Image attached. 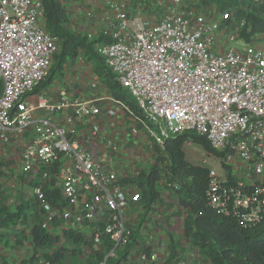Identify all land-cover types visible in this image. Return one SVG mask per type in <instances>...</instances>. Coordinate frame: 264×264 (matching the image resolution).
I'll use <instances>...</instances> for the list:
<instances>
[{
    "label": "built area",
    "instance_id": "obj_1",
    "mask_svg": "<svg viewBox=\"0 0 264 264\" xmlns=\"http://www.w3.org/2000/svg\"><path fill=\"white\" fill-rule=\"evenodd\" d=\"M155 5L163 14L150 7L142 19L129 2L104 0V14L112 18L109 41L96 45L105 67L137 104L136 116L111 94L98 93L106 87L96 82L88 94L47 99L40 87L55 64L59 40L48 30L44 5L0 0V165L7 160L21 168L32 196L61 221L52 230L87 234L97 251H104L107 239L112 247L101 264L126 252L132 235L126 213L142 202L140 189L97 166L87 148L93 132L81 137L73 130L100 116L103 101L123 108L161 152L182 134L206 137L223 169H209L208 205L243 228L264 219V35L244 42L245 20L199 0ZM238 41L240 47L229 46ZM11 172L17 177L16 169ZM45 185L59 189L61 209L45 201ZM132 248L125 256L129 264H135L133 256L141 264H166L157 251Z\"/></svg>",
    "mask_w": 264,
    "mask_h": 264
},
{
    "label": "trees",
    "instance_id": "obj_2",
    "mask_svg": "<svg viewBox=\"0 0 264 264\" xmlns=\"http://www.w3.org/2000/svg\"><path fill=\"white\" fill-rule=\"evenodd\" d=\"M48 30L59 40V52L55 55V64L43 86L49 85L55 76L62 75L63 67L69 58L84 52L96 63V75L103 79V84L117 100L131 108L136 116H140L137 104L131 99L127 90L123 89L114 79L112 73L105 67L103 59L96 52V45L107 42L102 38L88 41L85 37L67 29L68 14L64 7L65 0H41ZM135 4L152 6L155 0H131ZM204 6L213 5L221 11H231L237 19L245 20V26L240 32V39L250 43L257 35H264V0H199ZM150 8V7H149ZM2 85L0 84V95ZM190 142L199 145L208 154L219 157L214 152L206 137L195 133H185L171 138L165 143V150L157 147V158L149 173H141L128 182L139 187L142 202L148 207L159 199L157 185L163 178L167 184L174 187L180 205L186 209L184 234L191 244L210 259L211 264H264V219L249 228H243L240 222L229 216L218 214L207 202L206 190L209 180V168L191 165L185 157L183 146ZM32 186H39L37 181ZM176 187V188H175ZM45 201L54 208L61 209L63 203L59 189L45 185L43 187ZM42 209V201L33 197L20 203L15 210L9 207L0 209V246L5 243L2 232L11 228H23L31 221V239L33 255L18 264H36L42 256L46 264H101L105 259V251L91 253L86 261H81L83 249L90 245L86 236L73 230H64L60 235H52L38 220ZM40 212V213H39ZM145 215V212H144ZM15 246L23 245V229L17 234ZM136 244V232L128 241L126 252ZM59 246L54 253L40 252ZM106 251L112 245L105 241ZM107 264H119V261L109 259Z\"/></svg>",
    "mask_w": 264,
    "mask_h": 264
},
{
    "label": "crops",
    "instance_id": "obj_3",
    "mask_svg": "<svg viewBox=\"0 0 264 264\" xmlns=\"http://www.w3.org/2000/svg\"><path fill=\"white\" fill-rule=\"evenodd\" d=\"M118 1L129 2L133 8L136 6L131 0ZM164 1L155 0V4H162ZM140 6L134 9L138 17L145 19V12ZM64 7L68 14L66 24L68 30L85 37L88 41L100 38L109 41V24L112 18L104 14V0H65ZM131 26L135 28L136 22ZM257 37L252 38L251 42L256 43ZM94 82L104 85L103 79L96 75L95 61L89 55L80 52L76 57L67 60L62 75L55 76L49 85L43 86L42 93L47 99L52 100H56L64 93L88 94ZM98 93L103 96L110 95L108 89H102ZM36 97L37 95L34 99ZM101 107L102 114L89 120L86 129H83L85 126L78 125L74 126L73 130L81 137L85 136L86 130L92 131L94 136L87 148L93 153L97 166L114 172L132 189H139L137 185L128 181L137 178L143 172H150L157 158V147L145 130L136 125L134 119L119 105L103 101ZM107 140L113 141V144L108 146ZM11 165V162L5 160L1 162L0 170L4 171L11 181H18L19 186L23 185L17 177H9L12 176V169H16L17 173L21 172L18 165ZM3 181H6L5 178ZM157 189L159 199L149 207L140 204L129 208L128 213L131 217L128 221L136 232V244L132 249L136 253L142 250L157 251L166 264L180 261L184 264H211L210 259L185 237L184 222L187 211L180 205L176 192L164 178L158 183ZM27 245L32 248V239L27 241ZM132 259L135 264H141L136 256Z\"/></svg>",
    "mask_w": 264,
    "mask_h": 264
},
{
    "label": "rangeland",
    "instance_id": "obj_4",
    "mask_svg": "<svg viewBox=\"0 0 264 264\" xmlns=\"http://www.w3.org/2000/svg\"><path fill=\"white\" fill-rule=\"evenodd\" d=\"M140 4L137 3L134 8H139ZM159 5H155L153 3L152 6L145 7L144 4L140 6L144 11L149 14L151 12V9L149 7H152L155 13L158 16H161L163 14V9L161 7H157ZM217 8V7H216ZM217 13L226 12L221 11L219 8H217ZM242 44L240 41L235 43H230L229 46L233 47H240ZM183 151L185 153L186 160L193 166H201L206 168H214L215 171L218 174L223 173L222 166L219 162V159L217 157H214L212 155H209L207 152L203 150V148L199 145L187 142L183 146ZM13 166L14 162H11ZM11 177V176H9ZM5 178V182L3 179ZM17 178L20 179L23 182V185L19 182L11 179H8L6 175L4 174V171L0 170V209L2 206L9 207L12 210L16 209V206L20 203L26 202L27 200H30L33 198L32 196V190L31 186L29 185L30 182L25 179L24 176H21L17 173ZM40 213V212H39ZM40 219L39 222L42 223V225L46 228L52 231V235L56 236L60 234V231L57 229H53V227H58L61 224V221L57 218H51L52 214H48L47 211H43L39 215ZM131 217V214L128 212L126 213V223L127 226L130 227L131 231H135L134 228H132L131 224L129 223V218ZM31 221L34 220V218L30 219ZM30 221V224L24 226L22 229L25 234V238L23 241V245L21 246H15L16 240L19 236L17 234L21 231V228H11L10 230H5L2 232L3 239L5 240V243L0 246V264H17L19 262H22L24 260H28L33 255V249L30 248L29 245H27V241L31 240V226L32 223ZM63 233V232H62ZM87 239H89V235L84 234ZM105 239L104 241H106ZM89 241V240H88ZM59 246H55L49 250L42 249L40 252V255L42 253H46V251L54 253ZM94 251H97L92 246H87L83 249V255L80 257L81 261H86L88 256L93 253ZM105 255L109 252L106 251V246L104 247ZM124 250L119 251L120 260L119 264H129L126 260V258H123ZM115 261V260H114ZM36 264H46V261L43 259L42 256H39V258L35 261Z\"/></svg>",
    "mask_w": 264,
    "mask_h": 264
}]
</instances>
